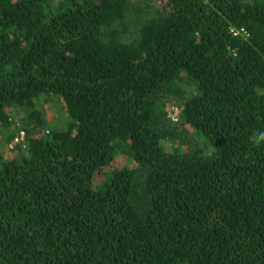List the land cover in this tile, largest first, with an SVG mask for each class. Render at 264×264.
I'll return each instance as SVG.
<instances>
[{
    "label": "trees",
    "instance_id": "16d2710c",
    "mask_svg": "<svg viewBox=\"0 0 264 264\" xmlns=\"http://www.w3.org/2000/svg\"><path fill=\"white\" fill-rule=\"evenodd\" d=\"M160 4L0 0V264H264V0Z\"/></svg>",
    "mask_w": 264,
    "mask_h": 264
},
{
    "label": "rangeland",
    "instance_id": "374dc122",
    "mask_svg": "<svg viewBox=\"0 0 264 264\" xmlns=\"http://www.w3.org/2000/svg\"><path fill=\"white\" fill-rule=\"evenodd\" d=\"M160 1L161 0H152V3L155 5V6H160ZM38 107L42 108L45 113L47 114V119L51 120V125L53 123L55 124H60L62 125L64 122V117L66 116V112H65V109L62 108V105L60 104V102H56L54 97L51 96L48 97L45 101L44 100H41L38 102L37 104ZM179 116H180V113H179V110H178V113H177V117L179 119ZM16 126H11L9 130H7V134H9L10 132H12L14 130ZM1 146H0V150L3 152L4 156L6 158H11L13 157V152L14 150L11 149L13 146H6L5 144V141H1L0 142ZM184 147V146H183ZM118 162H119V165L121 164H126L128 162V160L126 161V157L125 156H120L118 158Z\"/></svg>",
    "mask_w": 264,
    "mask_h": 264
},
{
    "label": "built area",
    "instance_id": "2783aa9c",
    "mask_svg": "<svg viewBox=\"0 0 264 264\" xmlns=\"http://www.w3.org/2000/svg\"><path fill=\"white\" fill-rule=\"evenodd\" d=\"M178 110L179 109L175 106H171L168 109L167 115L172 121L178 120V117H177ZM22 136H23V132H20L19 136L14 137V142H19Z\"/></svg>",
    "mask_w": 264,
    "mask_h": 264
}]
</instances>
